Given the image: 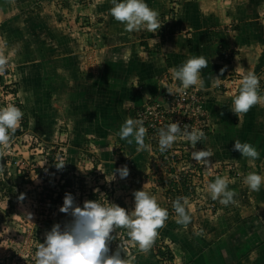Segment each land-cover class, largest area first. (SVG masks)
<instances>
[{"label":"rangeland","instance_id":"rangeland-1","mask_svg":"<svg viewBox=\"0 0 264 264\" xmlns=\"http://www.w3.org/2000/svg\"><path fill=\"white\" fill-rule=\"evenodd\" d=\"M11 1L14 6V0ZM27 1L28 5L22 4L25 15L21 11L20 16L24 20L16 18L19 14H14L15 23L0 24V56L7 60L5 71L0 72V108L9 104L18 106L23 112L20 122L26 120L28 125L21 134L11 135L6 147L0 145V264H35V252L44 242L46 232L56 223L63 228L71 220L70 215L59 210L66 193H71L74 202L80 206L86 200H97L116 203L129 210L134 205L132 193L135 190L143 188L155 196L159 206L168 211V217L157 229V235L146 251L128 236L127 229L116 227L112 233L114 239L109 242L110 252L119 248L121 256L129 264H168L170 254L172 258L181 259L186 234L203 235L205 228H224L236 221L241 224L255 215L248 210L259 209L264 187L260 186L263 191H253L244 178L251 172L264 175V156L257 159L259 163L242 157L233 148L235 140H246L242 135L229 140L221 134L212 138V134L193 148L181 134L170 149L161 152L158 137L150 130L144 137L146 147L137 151L134 141L121 140L108 124L107 117L103 119L101 116L107 115L108 107H118L122 115L126 112L127 118H133V104L125 101L116 106L114 99L119 97L120 101L130 93L127 81V84L119 86V81L114 80L117 78L111 74L118 55L114 50L119 48V42L135 44V47L138 44L136 50L160 53L164 58L168 56L162 50L166 44L167 20H175L178 15L185 18L193 10L197 23L187 26L193 29L184 31V35L191 39L192 30L201 26L203 12L223 17V20L226 16L228 22L217 30L228 33L234 29L238 18L245 19L238 17L239 11H242V17H253L254 10L249 9L258 6V17L260 13L264 16V3L259 4V0H146L148 6L158 12L161 24L156 32H150L146 29L126 30L122 22L112 17L109 11L113 6L111 0ZM238 46L224 47V51L233 53L240 63V72H235L234 68L231 72L226 70L227 74H223L218 84L214 74L210 80L212 84H209L217 94L229 98L226 103L230 105L231 119L234 120L239 113L231 111L236 94L233 89L243 74L253 72L254 63L253 57L247 66L237 58V54L250 50L251 46ZM75 53L77 58L69 57ZM106 61H111L112 65L104 76L103 69L111 64ZM138 68L142 67L138 65ZM77 69L79 77L87 80L101 77L103 83L97 87L78 84L68 90L62 77L74 76ZM255 75L264 82V66ZM174 79L173 74L157 78L155 95L158 96V89L163 85L171 90L175 85L172 83ZM103 84L107 89L104 91L107 94L105 100L100 98L102 93L99 92H102L99 87ZM64 86L63 91L61 88ZM140 89L149 94L145 85L136 92L141 93ZM221 90L232 95L225 96L219 92ZM69 91L73 96L64 94ZM94 95L99 102H90ZM149 95L142 100L143 103L151 98ZM93 112L94 124L90 120ZM207 112L208 123L215 121L216 118ZM253 116L256 118L257 112ZM221 125L226 126L224 123ZM201 149H210L213 153L207 163L197 162L191 157L193 150ZM55 164L64 166L57 168ZM123 165L129 169L128 176L123 179L118 173L114 176V170ZM217 176L225 178L228 188L234 190L235 203L224 205L219 198H211L208 184ZM178 197L187 201L186 212L191 219L186 225L176 222L172 202ZM260 215L264 212L260 211ZM251 220L255 221L254 218ZM157 248L160 251L156 252ZM160 261L162 263H158Z\"/></svg>","mask_w":264,"mask_h":264},{"label":"clouds","instance_id":"clouds-1","mask_svg":"<svg viewBox=\"0 0 264 264\" xmlns=\"http://www.w3.org/2000/svg\"><path fill=\"white\" fill-rule=\"evenodd\" d=\"M110 13L112 17L124 24L128 31L146 29L156 32L160 27L158 12L146 3V0H111ZM208 59L203 55H195L188 58L180 66L173 69V76L179 80L183 88L199 86L204 82L201 78L202 69L207 68ZM7 60L0 56V72L5 71ZM216 83H219L217 77ZM259 81L254 73L243 74L238 86L233 89L236 94L233 97L231 111L234 113H246L251 106L259 102ZM232 95V93H227ZM23 116L22 110L9 104L0 108V145L7 146L11 135L16 131ZM146 127L140 119L127 118L118 131L121 140L137 145V151L146 147L144 137ZM183 134L189 144L195 148L197 142L205 138L202 130L181 127L178 122H172L159 129L158 146L161 152L170 149L177 136ZM233 148L241 153L242 157L256 159L260 153L256 147L248 142L235 140ZM213 155L210 149L193 150L191 157L197 162H208ZM62 168L64 164L56 165ZM118 173L121 179L129 174L127 165L114 170V176ZM245 183L253 191H259L264 176L251 172L245 178ZM208 191L213 200L218 199L221 204L235 203L234 190L228 188L225 178L217 176L208 184ZM134 205L132 209H126L116 203H102L97 200H86L80 206L74 202L71 193H66L60 211L70 215L71 220L63 228L59 223L54 224L46 232L44 242L40 243L35 252V264H129L121 256L119 248L109 250V242L114 239V228L127 229L128 236L138 243L141 250L146 251L157 235V229L161 227L168 217V211L159 206L154 195L139 189L132 193ZM187 201L178 197L172 202L178 224L186 225L191 217L186 212Z\"/></svg>","mask_w":264,"mask_h":264},{"label":"crops","instance_id":"crops-1","mask_svg":"<svg viewBox=\"0 0 264 264\" xmlns=\"http://www.w3.org/2000/svg\"><path fill=\"white\" fill-rule=\"evenodd\" d=\"M21 1L23 2L14 0L15 5L12 6L11 0H0L1 25L6 26L16 22V18L21 16V11L23 8L22 4L28 3L27 0ZM257 2H259V4L262 3L261 5L264 3L260 2V0ZM249 7L250 6H248L247 9H249ZM259 9L260 8L258 6H254L253 8L251 6L249 11L254 10L253 13L255 16L253 17L245 15L246 13L244 14L245 16L242 17V11H239L238 17L245 19L238 18V21L234 23L235 25L233 30H230L228 33L223 32L212 34L207 33L206 30H217L221 24L228 22V18L224 16L223 20V17L219 18L214 15H209V13H207V15L203 12L202 17L200 18L201 26L197 30H192V32L197 31V33H194L191 39L184 35V31L193 29L192 27L190 28L187 26L197 23V15L193 10H191V13L189 12L190 14L185 18H181L178 15V18L175 20H167L165 22L167 26V29H165V33H167L165 38L166 44L162 50L165 54L168 53L169 57L166 55L164 58H161L160 53H150L145 50H140L139 48L136 50L135 48L138 44H136L135 47V44L130 45L126 42H119V48L114 50L118 55L117 58L114 59V71L111 72V74L117 78H114V80L119 81L117 83L119 86H122V84L126 83L127 81L130 87V93L123 96V94L119 92L123 97L120 101H118L119 97L114 98L116 101L115 104L117 103L116 106H119L125 101H129L133 105L138 104L140 101L147 98L149 94H151V97H155L156 88L154 87L157 82V78L161 77L163 74L172 76L171 73H173V69L180 66L184 60L186 61L188 58L195 55H203L208 59V66L201 71V76L204 75V77L201 78L202 80L205 79L203 81L205 87L203 86L200 88L204 92L207 101L212 104L214 113L216 114L215 121L217 125V128L212 133L213 136L211 134L208 137L212 136V138H214L221 134L223 137L229 140H235L242 135V137L246 139L244 142L254 145L258 152H260L262 148L264 150V146L261 147V145L264 144V82L261 81L262 79H258L259 85H261V87L259 86L261 92L258 91V95L260 96L259 102L250 107V111L248 110L249 113L248 111L246 112L248 113L247 116L246 113H239V117L234 121L236 122L235 125L230 123L233 116L230 114L229 103H226V101H229V98L225 99L223 95L217 94L215 90L213 91V89L209 88V84H212V81L210 80L212 77H214V74L216 81L217 77L218 79H221L223 74L226 73V70L228 69H230V72L233 68L235 72L236 70H238L237 72H240V63L236 57H233V53L230 54V59L228 62H225L220 58V52L225 50V48H231L233 44L239 45L238 47H240V44L241 47L251 46L250 50H246L243 53L241 52V55L237 54V58L244 61L245 66H247L249 62L251 63V58L253 57L254 63L252 73L256 74V72L260 70V67L264 66V16H262L260 13V18L258 17ZM12 10H19V12L17 13L13 11L12 13ZM22 12L24 14L26 11ZM209 12H211V10ZM14 14L19 15L16 18H12ZM22 18L23 17H20V20H24ZM232 37L234 38L232 39ZM222 46L223 49H221ZM130 47L132 48L130 49ZM133 50H135V53ZM225 54L228 53L225 52ZM184 55L187 56L185 59L182 58ZM70 56H73L74 58L76 56L77 58L78 54L75 53L74 55H69V57ZM166 60L169 61V66L166 65ZM106 62L111 63V61ZM237 63H239L238 66ZM111 65L112 63L103 69L102 73L104 76L107 75ZM138 65H140L142 68L139 69ZM209 71L211 72L210 74ZM62 78L65 84H67L66 87H68V90H71L73 86L78 84L81 86L82 84H88L97 87L103 83L101 77L91 80L79 77V69H77L76 73L74 72V76H63ZM126 84L125 86L128 87ZM143 85L147 87L149 94H147V91L146 93H144V91L142 92L141 89V93L136 92V90L142 88ZM104 86L105 85L103 84L102 87H99L102 89V92L98 88L99 92L102 93V97L100 98L103 100H105L107 96V94L104 92L107 89ZM61 89L64 91L65 86ZM219 92H223L225 96L227 94L225 90H221ZM64 94L73 96V93L70 91L68 93L65 92ZM98 100L99 99L94 95L90 102H99ZM221 102H225L226 105ZM68 103L70 105L71 101ZM104 103L106 104V102ZM220 108L222 112L224 111L222 119L220 118L222 116L220 115ZM108 109L110 110L109 113H111L109 117L110 122L108 124L111 123L112 126V121H115L116 123L118 122L116 125H119L120 128V125L127 118L126 112L122 115L118 107H115V109L108 107ZM115 110L119 111L120 114L118 115L115 113ZM75 112H77V110H75ZM254 112H257L256 118L253 116ZM93 115L94 112L92 113L90 120L93 121L94 124ZM101 118L103 117L101 116ZM86 120H89V118ZM219 121H224L226 126L224 127L223 125H219ZM133 141L135 142L134 139ZM254 161L259 163L257 159H254ZM262 176L264 175L262 174ZM261 186L264 187V183L263 185L261 183ZM260 190L263 191V188ZM259 200L264 203V198H259ZM262 203L259 204L258 210H248L250 213L254 212L253 214L255 215L252 216L251 219L254 218L255 221H252L251 219L248 220L247 226L244 227L242 231H239L236 236L228 237L226 232L221 231L224 228H220V226H212V228L207 229L205 228V233H203L201 236H203L205 240L211 239V243H208L206 246H202V252H200L195 258L189 257V254L187 255V253H183L181 259L178 257H173L172 261H169L168 264H264V215H260L261 217L258 216L260 211L264 212V205Z\"/></svg>","mask_w":264,"mask_h":264},{"label":"built area","instance_id":"built-area-1","mask_svg":"<svg viewBox=\"0 0 264 264\" xmlns=\"http://www.w3.org/2000/svg\"><path fill=\"white\" fill-rule=\"evenodd\" d=\"M172 83L175 85L171 90L163 85L158 96L137 106L133 119L142 120L147 131L151 130L158 138L159 129L172 122H178L182 128H195L205 133L209 121L203 91L198 86L185 89L182 84Z\"/></svg>","mask_w":264,"mask_h":264},{"label":"trees","instance_id":"trees-1","mask_svg":"<svg viewBox=\"0 0 264 264\" xmlns=\"http://www.w3.org/2000/svg\"><path fill=\"white\" fill-rule=\"evenodd\" d=\"M206 32L209 33V34H212V33H223L220 30H211V29H207ZM194 33H197V31H193L192 35H194ZM220 58L223 61L228 62V60L230 58V53L229 54H225V51L223 50L222 52H220ZM165 62H166L167 66L170 65L168 60H166ZM174 80H175L177 85H181L179 80H177V79H174ZM198 87H200V86H198ZM158 91H160V88L158 89ZM259 92H261V91L259 90ZM204 96H205V94H204ZM141 103H142V101H140V103H138V104L133 105V107L131 109V113L132 114H134L135 108L137 106H139ZM211 106H212L211 103L209 101H207V99L205 98V107L209 111V116H211L212 118H215L216 114L214 113V109ZM212 109H213V111H212ZM68 113H74V112L73 111H68ZM110 114L111 113H109V112L107 113V115L103 114V116H104L103 118L107 117V119L110 120L109 119ZM220 115H222L220 117L222 119L224 114L221 111V109H220ZM234 121H235L234 119H231L230 123L232 125H235L236 122H234ZM222 123H224V121H219V125H221ZM19 124L20 125H18L16 131L12 135L21 134L23 132V130L26 129L27 126H28L26 120L21 121ZM116 124H115L114 121H112V126L111 127H113L112 129H114L115 133H118L119 125H116ZM210 125H211V128H210ZM216 128H217L216 121H212L211 123H209V125L205 129V138L204 139H206L209 135H211ZM202 141H204V140H202ZM259 153H260V158L258 157L256 159L261 160V158L264 156L263 148L261 149V151ZM247 223H248L247 220H243V222L241 224H239L236 221L234 224H231L229 226L224 227V229L221 230V231L226 232V234H228V237H234V236H236L239 233V231H242L244 229V227L247 226ZM186 237H187V239L185 238L186 240H185V243H184V247L182 249V253H187V255L189 254V257H192V258H195L200 252H202V246H206L208 243L209 244L211 243V239L205 240V238L203 236H201V235H191V234L187 235L186 234ZM158 251H160L159 248H157L156 252H158ZM156 252H154L155 256L158 257L159 255ZM168 259H169V261H172L171 254L169 255ZM158 263H162V262L160 261ZM162 264H164V263H162Z\"/></svg>","mask_w":264,"mask_h":264}]
</instances>
